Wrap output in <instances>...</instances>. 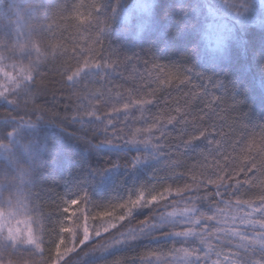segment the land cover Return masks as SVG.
<instances>
[{"label": "snow or ice", "instance_id": "snow-or-ice-1", "mask_svg": "<svg viewBox=\"0 0 264 264\" xmlns=\"http://www.w3.org/2000/svg\"><path fill=\"white\" fill-rule=\"evenodd\" d=\"M12 2L0 264H264V0ZM65 124L86 146L135 149L89 169L129 170L124 196L46 183L63 146L44 130Z\"/></svg>", "mask_w": 264, "mask_h": 264}, {"label": "trees", "instance_id": "trees-1", "mask_svg": "<svg viewBox=\"0 0 264 264\" xmlns=\"http://www.w3.org/2000/svg\"><path fill=\"white\" fill-rule=\"evenodd\" d=\"M128 2L132 4L134 0H128ZM17 7L18 5L14 4L12 0H0V17L11 16L14 18ZM249 29L257 33L261 31L258 23L250 24ZM202 39H204L203 34ZM145 47H150V45H145ZM44 131L50 138L58 140L63 146V150L57 153L62 159V164L58 166L59 172L58 174L46 176L47 184L57 187L59 191H63L70 184H82L88 189L92 198L96 200H106L113 196H124L126 189L132 186L134 177L126 168L109 171L99 179L90 177L89 169H105L112 162H123L130 158V153L135 151L134 148L86 146L77 133V126L72 124L45 129ZM23 142L27 143V139ZM16 162L21 167H27L26 158L20 152L16 154ZM41 163H43V160ZM7 169L8 161L4 156H0V170ZM52 171L56 172L55 169ZM145 174L141 170L136 174V178H142ZM85 180H90L91 183L84 184ZM116 254L119 255L120 253Z\"/></svg>", "mask_w": 264, "mask_h": 264}, {"label": "rangeland", "instance_id": "rangeland-1", "mask_svg": "<svg viewBox=\"0 0 264 264\" xmlns=\"http://www.w3.org/2000/svg\"><path fill=\"white\" fill-rule=\"evenodd\" d=\"M257 2H258V0H257ZM134 3H136V0H134V2H133L132 4H134ZM203 37H204V36H203ZM205 41H206V43L208 44V43L211 42V38L209 37V38L205 39ZM0 156H4L2 152H0Z\"/></svg>", "mask_w": 264, "mask_h": 264}]
</instances>
